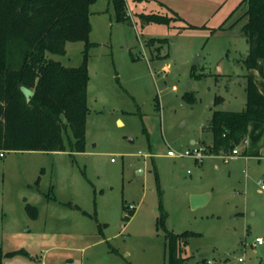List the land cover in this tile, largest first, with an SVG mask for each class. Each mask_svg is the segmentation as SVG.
Returning a JSON list of instances; mask_svg holds the SVG:
<instances>
[{"label":"rangeland","instance_id":"374dc122","mask_svg":"<svg viewBox=\"0 0 264 264\" xmlns=\"http://www.w3.org/2000/svg\"><path fill=\"white\" fill-rule=\"evenodd\" d=\"M241 2L125 0L127 20L113 0L90 5L86 148L73 151L66 136L63 151L0 155L3 264H169V231L195 232L181 264H264V158L168 154L211 144L214 110L245 108ZM153 13L170 23L144 17ZM86 48L69 41L49 56L79 66ZM205 192L209 201L193 207Z\"/></svg>","mask_w":264,"mask_h":264},{"label":"trees","instance_id":"16d2710c","mask_svg":"<svg viewBox=\"0 0 264 264\" xmlns=\"http://www.w3.org/2000/svg\"><path fill=\"white\" fill-rule=\"evenodd\" d=\"M95 0H0V151H63L66 136L73 151L86 148L88 105V47L90 5ZM117 19L127 20L125 0H113ZM248 5L244 32L249 43L245 66L264 78V0H242ZM147 20L170 23V16L153 13ZM179 18H181L178 15ZM156 38L149 40L153 44ZM69 41H87L83 62L67 66L49 53H66ZM21 43L20 52L12 46ZM12 53V54H11ZM247 99L242 110L216 109L208 128L213 133L207 153L229 154L243 143L251 122L264 124V93L247 74ZM21 86L34 93L26 101ZM184 97L194 103L196 96ZM126 207V206H125ZM26 209L33 219L38 207ZM195 232L169 231L166 251L169 264H181L180 252ZM4 250L0 246V264Z\"/></svg>","mask_w":264,"mask_h":264},{"label":"crops","instance_id":"0c3cea01","mask_svg":"<svg viewBox=\"0 0 264 264\" xmlns=\"http://www.w3.org/2000/svg\"><path fill=\"white\" fill-rule=\"evenodd\" d=\"M248 74L254 78L260 90L264 93V78L261 77L259 72L255 69H250ZM119 122L122 123V120L119 119ZM192 143L195 144L196 141L193 140ZM239 146L243 148V152L239 150L240 154L243 153V155L246 158H252V157L264 158V124L259 122H251L249 125V130L246 139ZM7 224L8 226L5 224V227L10 228L11 224L10 223ZM5 227L3 234L7 232V230H5ZM15 235L17 236L18 234ZM41 264H44V261Z\"/></svg>","mask_w":264,"mask_h":264},{"label":"built area","instance_id":"2783aa9c","mask_svg":"<svg viewBox=\"0 0 264 264\" xmlns=\"http://www.w3.org/2000/svg\"><path fill=\"white\" fill-rule=\"evenodd\" d=\"M205 153H207L205 146H203L201 148L200 147H197V148H194V149H187L185 151H180V152L175 151V150H169L168 151V154L170 156H176V157H192V158L196 159L198 162H202V160L205 157ZM0 155L3 156L4 155V152H0ZM238 155H240V151H239L238 147H236L235 149L232 150L231 153H229V154H222L221 157H223L224 160L227 161L229 158L236 157ZM259 184L261 185V190H262L263 195H264V182L260 180L259 181ZM131 208H135V207L133 205H131ZM256 242L258 244H262V243H264V239L262 237H257ZM240 260L243 261L244 259L243 258H240Z\"/></svg>","mask_w":264,"mask_h":264},{"label":"water","instance_id":"95a60500","mask_svg":"<svg viewBox=\"0 0 264 264\" xmlns=\"http://www.w3.org/2000/svg\"><path fill=\"white\" fill-rule=\"evenodd\" d=\"M197 60L198 59L196 57V62H197ZM189 87L190 88L192 87L191 81L189 82ZM209 199H210V194L207 192L199 193V194H193L191 197L192 206L197 207V206L203 205V204L207 203L209 201ZM201 256H204V254H202Z\"/></svg>","mask_w":264,"mask_h":264},{"label":"clouds","instance_id":"9594fccd","mask_svg":"<svg viewBox=\"0 0 264 264\" xmlns=\"http://www.w3.org/2000/svg\"><path fill=\"white\" fill-rule=\"evenodd\" d=\"M21 92L25 95L26 101L29 97H31L32 95H34V93L32 91H30L29 89L21 86Z\"/></svg>","mask_w":264,"mask_h":264}]
</instances>
